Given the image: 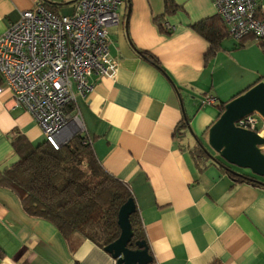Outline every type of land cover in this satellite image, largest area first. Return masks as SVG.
Returning <instances> with one entry per match:
<instances>
[{"label":"crops","instance_id":"obj_1","mask_svg":"<svg viewBox=\"0 0 264 264\" xmlns=\"http://www.w3.org/2000/svg\"><path fill=\"white\" fill-rule=\"evenodd\" d=\"M173 1L175 10L168 14L165 0L122 1L120 23L108 30L109 53L119 63L116 77L93 75V92H76L84 135L103 169L129 187L150 264H264V186L237 181L212 159L202 163L192 154L198 137L212 157L229 166L206 146L209 129L220 113L218 103L264 81L261 41L227 36L212 0ZM256 1L264 17V0ZM44 2L57 4L54 14L70 16L77 0H0V36L23 11ZM158 18L176 30L165 31ZM209 18L217 21L213 43L192 29ZM0 87L3 171L19 160L15 135L34 145L45 138L33 116L15 105L2 79ZM210 99L217 103H205ZM186 118L189 129L180 132ZM232 169L264 181L249 170ZM0 264L115 260L90 240H66L49 221L27 215L13 191L0 187Z\"/></svg>","mask_w":264,"mask_h":264},{"label":"built area","instance_id":"obj_2","mask_svg":"<svg viewBox=\"0 0 264 264\" xmlns=\"http://www.w3.org/2000/svg\"><path fill=\"white\" fill-rule=\"evenodd\" d=\"M122 1L77 0L70 16L56 15L41 3L23 11L20 20L0 36L2 83L15 105L33 116L55 150L72 139L69 134L86 131L76 110V95L93 92L89 78L114 79L118 73L119 63L109 53L108 30L120 23ZM212 1L230 37L238 41L250 35L264 38V19L256 17V0ZM163 28L169 33L176 30L167 22ZM207 102L217 103L215 99ZM258 117L248 116L236 125L257 132Z\"/></svg>","mask_w":264,"mask_h":264},{"label":"trees","instance_id":"obj_3","mask_svg":"<svg viewBox=\"0 0 264 264\" xmlns=\"http://www.w3.org/2000/svg\"><path fill=\"white\" fill-rule=\"evenodd\" d=\"M43 5L55 13L53 9L57 4L44 2ZM175 7L173 0H165L167 14L174 11ZM217 16L221 20L219 15ZM256 17L264 19L259 7L256 10ZM156 21L163 28V20L158 18ZM216 24L215 18H209L195 24L192 29L213 43L211 32ZM248 37L254 38L250 35L242 40ZM259 40L264 53V38ZM140 54L159 65L158 60L148 53L140 52ZM261 82L260 80L250 88ZM226 104L218 103L217 108L220 113L216 120L224 111ZM73 110L74 107H71L70 111ZM188 122L186 118L180 132L189 129ZM260 130L261 127L257 129V132ZM12 141L19 160L0 171V187L9 189L17 195L27 215L49 221L66 240L79 236L103 249L120 237L119 210L133 198L132 193L127 185L103 169L86 135L76 134L58 150H55L46 140L34 145L19 134L15 135ZM195 142L192 154L197 160L204 163L212 159L233 179L237 181L243 179L264 186V181L240 174L232 169V166L217 161L198 137L195 138ZM130 221L134 233L133 242L145 240L138 210L131 216Z\"/></svg>","mask_w":264,"mask_h":264},{"label":"water","instance_id":"obj_4","mask_svg":"<svg viewBox=\"0 0 264 264\" xmlns=\"http://www.w3.org/2000/svg\"><path fill=\"white\" fill-rule=\"evenodd\" d=\"M258 115L264 120V82L228 102L224 111L209 129L208 144L230 166L249 170L264 179V137L237 127L242 119ZM76 132L69 134L73 138ZM137 211L133 198L119 210L120 237L105 248L117 264H150L153 257L145 240L133 242L130 218Z\"/></svg>","mask_w":264,"mask_h":264},{"label":"rangeland","instance_id":"obj_5","mask_svg":"<svg viewBox=\"0 0 264 264\" xmlns=\"http://www.w3.org/2000/svg\"><path fill=\"white\" fill-rule=\"evenodd\" d=\"M259 118V117H258ZM259 122H260V124H262V126H261V130H260V133H262V131H263V129H264V120L263 119H261V118H259ZM208 133V132H207ZM263 137H264V133H263ZM206 146L210 149V150H212V148L210 147V145L208 144V142H206ZM262 151H263V153H264V150H263V147H262ZM213 152V151H212ZM245 171V170H244ZM246 171H248V170H246Z\"/></svg>","mask_w":264,"mask_h":264},{"label":"bare ground","instance_id":"obj_6","mask_svg":"<svg viewBox=\"0 0 264 264\" xmlns=\"http://www.w3.org/2000/svg\"><path fill=\"white\" fill-rule=\"evenodd\" d=\"M264 130V129H263ZM260 135H261V133H260ZM263 150H264V147H263Z\"/></svg>","mask_w":264,"mask_h":264}]
</instances>
